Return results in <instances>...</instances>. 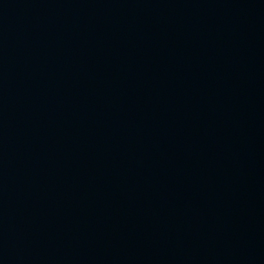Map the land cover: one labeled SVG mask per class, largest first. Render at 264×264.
<instances>
[{"label":"water","instance_id":"1","mask_svg":"<svg viewBox=\"0 0 264 264\" xmlns=\"http://www.w3.org/2000/svg\"><path fill=\"white\" fill-rule=\"evenodd\" d=\"M0 264H264V0H0Z\"/></svg>","mask_w":264,"mask_h":264}]
</instances>
